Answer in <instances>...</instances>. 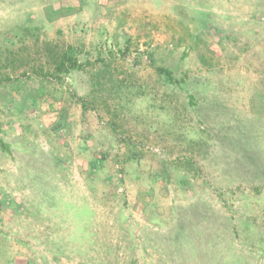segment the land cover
<instances>
[{"label":"rangeland","instance_id":"rangeland-1","mask_svg":"<svg viewBox=\"0 0 264 264\" xmlns=\"http://www.w3.org/2000/svg\"><path fill=\"white\" fill-rule=\"evenodd\" d=\"M0 264H264V0H0Z\"/></svg>","mask_w":264,"mask_h":264},{"label":"trees","instance_id":"trees-1","mask_svg":"<svg viewBox=\"0 0 264 264\" xmlns=\"http://www.w3.org/2000/svg\"><path fill=\"white\" fill-rule=\"evenodd\" d=\"M83 65L75 57V49L70 46L65 49L56 62L55 72L57 74L67 73L73 69H80ZM157 71L166 76L167 80L171 83H177V79L173 71L166 67H157Z\"/></svg>","mask_w":264,"mask_h":264}]
</instances>
